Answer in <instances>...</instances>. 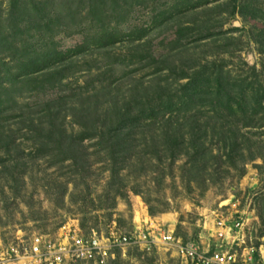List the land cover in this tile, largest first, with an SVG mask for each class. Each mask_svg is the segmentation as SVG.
I'll return each instance as SVG.
<instances>
[{"label":"trees","instance_id":"1","mask_svg":"<svg viewBox=\"0 0 264 264\" xmlns=\"http://www.w3.org/2000/svg\"><path fill=\"white\" fill-rule=\"evenodd\" d=\"M126 1L121 0L119 4V0H80L85 6L68 7L63 16L67 21L63 22L67 28L65 34L68 37L78 35L81 41L65 52L57 50L56 44H47L45 49L38 51L35 44L30 43L34 38H40L44 31H54L61 22L57 13L51 17L53 21L47 22V14L41 15L45 8L40 7V0H11L6 10L0 9V151L3 152L0 194L6 205L10 200L22 198L26 170L39 161H45L48 168L55 169L57 177L48 188L51 195L56 193L57 204L62 205L71 183L64 180L65 164L69 163L67 167L74 170L70 176L79 175L85 179L87 169L94 165L92 157H95V163L103 162L110 167L111 176L105 190L107 198L110 191H116L114 186H122L120 173L132 157L140 158L142 147L144 155H148V150L155 151L159 161L165 154L172 160L177 158V153L186 154L198 180L204 171L217 170L223 164L242 172L238 161L245 155L252 161L264 159V141L248 138L249 134H264V68L258 71L251 67L242 79H231L215 64L195 70L193 64L197 67L199 62L187 54L183 65L190 68L185 74L186 68L180 72L170 59L178 52L179 39L171 44L170 54L160 59L149 50L147 55L135 48L125 53L116 52L117 45L124 46V40L132 37L131 33L117 32L114 25L125 19L127 11L121 3ZM174 1L172 8L185 13L192 21L196 14L192 16L190 11L209 3V0ZM239 1H231L232 17L238 10ZM111 5L114 8L111 9ZM31 10L39 14L37 19L31 18ZM117 11L120 13L116 14ZM204 14L207 12H201ZM111 15L114 26L107 23L112 21ZM180 19L174 17L173 24ZM91 23L94 25L90 26ZM202 27L200 33L207 29L206 24ZM192 28L195 29L194 26L188 28L189 33L193 32ZM178 29L182 35L181 28ZM260 33L263 35H258L257 41L263 48L264 32ZM148 44L149 41L137 47L143 49ZM89 53L92 56L89 60L97 67L98 84L93 80L84 85H78L77 81L64 83V80L80 75L82 69L75 62L86 59ZM145 59L153 63L150 65L165 64L167 68L158 66L159 69L152 70L149 76H136L132 67L137 69ZM191 71L193 74L189 76ZM175 74L188 83L172 93L173 83L170 84L166 76ZM47 87L56 90L51 101L43 102L41 106H30L23 101L27 94L42 92ZM67 119L77 126V132L65 127ZM216 143L225 151L223 156L213 155L211 147ZM90 148H94V152H90ZM137 150L139 154H136ZM202 181H206L204 176ZM74 189L76 191V184ZM120 191L116 194L122 198L124 194ZM112 263L110 260L109 264Z\"/></svg>","mask_w":264,"mask_h":264},{"label":"rangeland","instance_id":"2","mask_svg":"<svg viewBox=\"0 0 264 264\" xmlns=\"http://www.w3.org/2000/svg\"><path fill=\"white\" fill-rule=\"evenodd\" d=\"M231 1L209 0L205 6L201 5L196 11H190L192 16L196 14L192 21L185 13L178 11L182 13L179 14L174 10L175 7L172 8L175 6L174 0H127L126 3H121L124 11H127L125 19L114 25L117 32L131 33L132 37L124 40V46L117 45L114 49L125 53L135 48V51L144 55L149 50L156 59H160L161 56L163 58L167 53L170 54L168 50L171 49V44L179 39L176 46L178 52L174 56L172 54L170 59L180 68V72L186 68V64H183L190 55L195 62H199L197 67L193 64L195 70L204 65L215 64L222 67L231 79H242L249 68L255 67L258 71L264 68V47L261 48L257 41L258 35H263L260 32H264V0H240L234 17L231 16ZM10 2L11 0H0V9L6 10ZM72 2L40 0V7L45 8L41 15L47 14V22L53 21L51 17L56 13L60 15L61 22L55 26L54 31L46 32L47 34L44 31L40 38L29 41L35 44L38 51L45 49L47 44H56L57 50L63 52L80 44L81 37H68L65 34L67 28L63 26L67 23L63 16L67 14L68 7L75 9L85 6L80 0ZM112 8L114 7L111 5ZM205 11L207 14L201 15ZM120 12L117 11L116 14ZM29 13L32 19L39 17L33 10ZM111 16L112 21L107 22L110 26L114 23V16ZM174 17L181 18L179 24H173ZM204 24L207 29L200 33L199 28L202 31ZM93 25L94 23L90 24ZM193 26L195 29L192 28L193 32L189 33L188 28ZM178 28H181L182 35ZM204 36L203 39L199 38ZM135 39L137 41L134 43ZM147 41L150 45L143 49L137 47ZM91 57L90 54L86 57L87 60L81 58L74 61L82 69L80 75L63 82L77 81L78 85H84L88 80H93L98 84L97 67L89 60ZM150 64L153 63L145 59L137 69H132L136 76H149L152 70L167 68L165 64ZM189 68L183 73H188ZM192 74L191 71L188 75ZM166 80L173 83V89H170L172 93L179 90V86L188 83V80H182L178 74L166 76ZM55 92L56 90L51 91L47 87L42 92L24 95L23 101L30 106H41L43 102L54 99ZM68 120L65 127L77 132V126H73ZM256 134H249L248 138L264 141V134ZM26 146L24 145L25 148ZM221 147L218 143L212 146L213 155L224 154ZM140 150L141 154L139 150L135 151L140 158L132 157L120 173L122 186H114L116 191L121 190L124 194L122 198L117 196L115 190L110 191L107 198L105 190L111 176L110 167L103 162L95 163V157H92L94 165L87 169L85 179L79 175L70 176L74 170L67 167L69 163L65 164L64 180H70L71 183L62 205L57 204L54 200L56 193L51 195L48 188L49 184L53 186V179L57 177L55 169L48 168L45 161L31 164L24 175L21 199L10 200L6 205L0 194V241L12 242L19 233L53 236L62 226L72 222L78 223L85 235L92 231L106 235L115 228L123 234L152 228L156 229V233L153 235L155 244L151 248L124 246L116 249L112 264H191L180 250L190 245L203 252L219 249L232 251L243 260L251 258L255 264L264 263V159L256 158L252 161L245 155L242 161H238L239 167L243 168L242 172L228 164H223L217 170L209 168L201 175L206 179L204 182L202 178L198 180L196 173L192 171L190 158L186 154L177 153L175 160L165 154L159 161L155 151L151 153L148 150V155H144V147ZM89 151L94 152V148ZM158 151L162 154V149L159 148ZM2 156L3 152L0 151V158ZM223 160L226 162L225 157ZM210 165L209 162L208 167ZM2 182L3 180L0 185ZM74 184L77 185L76 191ZM74 192L76 195H73ZM114 197L115 201L112 200ZM166 233L172 235L173 242H162L161 236ZM220 233L224 234L223 238L219 237Z\"/></svg>","mask_w":264,"mask_h":264},{"label":"built area","instance_id":"3","mask_svg":"<svg viewBox=\"0 0 264 264\" xmlns=\"http://www.w3.org/2000/svg\"><path fill=\"white\" fill-rule=\"evenodd\" d=\"M219 225L223 228L222 224ZM155 230L150 228L123 234L115 228L106 235L96 231L85 235L79 224L72 222L62 226L53 236L19 233L12 242L0 241V264H109L116 249L124 246L151 248L155 244ZM219 237L223 238L224 234L220 233ZM161 240L163 243L174 241L170 233L162 234ZM180 250L191 264H255L251 258L243 260L227 250L203 252L192 245Z\"/></svg>","mask_w":264,"mask_h":264}]
</instances>
